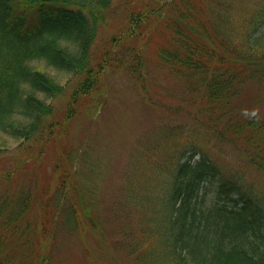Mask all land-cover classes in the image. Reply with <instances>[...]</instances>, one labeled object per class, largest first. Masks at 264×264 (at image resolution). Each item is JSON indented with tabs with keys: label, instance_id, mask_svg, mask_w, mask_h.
Instances as JSON below:
<instances>
[{
	"label": "trees",
	"instance_id": "16d2710c",
	"mask_svg": "<svg viewBox=\"0 0 264 264\" xmlns=\"http://www.w3.org/2000/svg\"><path fill=\"white\" fill-rule=\"evenodd\" d=\"M112 2L0 0V185L26 166L39 165L37 154L50 161L57 185L49 194L35 183L16 193L0 191V264H55L54 232L69 221L66 231L85 228L80 222L101 234L94 201L86 199L87 190L74 187L66 135L80 108L115 70L129 76L147 105H154L151 73H163L179 97L167 106L170 115L184 113L192 125L241 148L264 172V118L241 101L249 84L264 90V5L247 11L223 0L214 6L208 0H143L125 16V28L96 53L93 46ZM33 61L71 76L61 109L54 101L67 86ZM168 126L155 132L166 139L176 132ZM4 136L17 145L10 148ZM31 144L38 145L37 154L28 152ZM186 153L183 148L171 165H158L169 176L162 207L148 183L141 199L129 194L139 228L118 225L116 245L135 264H264L263 208L224 191L205 202L215 168L207 157L193 160L195 152Z\"/></svg>",
	"mask_w": 264,
	"mask_h": 264
},
{
	"label": "rangeland",
	"instance_id": "374dc122",
	"mask_svg": "<svg viewBox=\"0 0 264 264\" xmlns=\"http://www.w3.org/2000/svg\"><path fill=\"white\" fill-rule=\"evenodd\" d=\"M142 1L113 0L110 13L93 46L94 52L101 51L112 36L125 28V16ZM218 1L222 0H208L212 6ZM223 1L230 3L236 10L240 9V4L249 8L245 9L247 11L264 5V0ZM31 64L48 73L57 83L67 86L65 94L54 101L57 110L64 107L71 91V76L53 71L42 61H33ZM151 77L156 82L150 88L154 105L145 104L129 76L121 70H115L106 75L103 88L88 99L86 106L80 108L72 123L66 135V147L73 150L74 187L77 185L88 191L86 199L94 201L92 214L99 220L102 232L96 234L80 222L79 225L85 228L73 231H66L70 221L67 225H57V228L47 223L48 228H56L55 264H135L116 245V239L120 238L115 233L116 227L121 225L124 229L138 230L141 220L138 209L129 210L131 206L127 197L132 194L141 199L145 195L144 191L147 192L148 183L150 190L153 189L157 195L156 205L162 207L167 197L164 190L169 176L162 174L158 165H171L179 158L183 148L187 149L186 156L195 152L193 160L207 157L215 168L216 178L209 186L205 202L212 201L219 191H224L232 198L238 197V193L239 197L257 201L264 211V172L251 163L248 154L241 148L220 141L202 128L192 125L184 113L170 115L167 106L176 105L179 101L174 81L159 72L151 73ZM241 101L243 108L255 110L264 118V90L261 87L249 84L244 88ZM167 124L176 129L175 134L166 139L163 135L159 137L155 130L159 126L170 129ZM7 139L10 148L17 145L14 140ZM148 142L155 147L150 149ZM143 146H147V151L142 150ZM37 149L38 145L31 144L28 152L37 154ZM46 151H53L52 147L47 146ZM28 152L17 151L15 154L24 156ZM36 157L39 158V165L26 166L21 174H14L8 182L0 185V191L7 188L16 193L23 184L29 183H35L37 190L46 187L48 194L56 189V175L46 164L50 161H44L38 154ZM220 183L224 186L221 189ZM71 189L74 191L73 186ZM119 211L121 213L116 219L115 213ZM81 214L83 216L86 213L82 211ZM81 221L86 223V219Z\"/></svg>",
	"mask_w": 264,
	"mask_h": 264
}]
</instances>
